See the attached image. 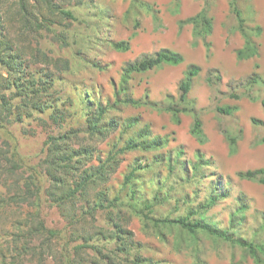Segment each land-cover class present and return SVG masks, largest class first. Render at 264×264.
I'll list each match as a JSON object with an SVG mask.
<instances>
[{
	"label": "rangeland",
	"instance_id": "1",
	"mask_svg": "<svg viewBox=\"0 0 264 264\" xmlns=\"http://www.w3.org/2000/svg\"><path fill=\"white\" fill-rule=\"evenodd\" d=\"M13 1L0 0L10 38L29 46L27 51L38 47L61 62L31 63L28 54L24 71L10 77L8 88L0 79V264H135L137 258L152 264H254L236 244L201 232L189 235L179 227L146 228L135 213L130 221L121 220L132 231L133 243L127 245L129 253L119 251L114 220L103 210L88 211L98 191H106L109 198H122L116 204L126 215L149 200L152 218H201L233 238L264 244V184L237 175L264 168V142H256L259 133L251 122L256 117L264 127V0H234L257 46L255 55L243 59L236 55L244 37L231 0H52L71 10L74 18L36 7L40 21L50 17L52 22L27 34H20V23L10 13ZM204 7L212 30L195 38L192 26H181L180 21ZM256 26L262 28L259 35L252 31ZM120 40L129 42L127 51L113 48L112 42ZM160 48L181 53L184 61L134 73L121 90L125 64ZM62 60L68 61V69L57 68ZM188 64L201 68L187 94L195 114L160 110L178 102V85ZM209 70L218 71L221 80L208 85ZM0 72L7 74L1 63ZM252 72L262 81L243 88ZM231 92L242 94L234 99ZM125 96L143 104L117 105ZM224 105L237 109L232 116H220L216 107ZM98 106L106 108L97 124L108 127L105 134L89 133L87 116L96 118ZM7 110L11 112L5 116ZM195 115L207 136L204 144L190 133ZM221 127L240 136L234 149ZM64 133L70 136L62 146L67 151L87 150L73 156L81 161L78 171L67 174L70 185L110 154L118 160L107 181L90 189L89 201H77L73 207L59 206L48 195L54 184L47 159L49 137ZM132 141L135 148L117 152ZM210 198L214 201L207 204ZM77 244L87 246L74 250ZM258 254L264 260V254Z\"/></svg>",
	"mask_w": 264,
	"mask_h": 264
},
{
	"label": "trees",
	"instance_id": "2",
	"mask_svg": "<svg viewBox=\"0 0 264 264\" xmlns=\"http://www.w3.org/2000/svg\"><path fill=\"white\" fill-rule=\"evenodd\" d=\"M13 9L11 10V15L13 16V20L18 21L20 23V34H27L29 32H36L41 28H47L48 25H45L43 22H52L50 17H44L45 21H41L38 18L37 13H35L34 9L45 8L47 12L52 15L58 14L62 17L74 18V15L71 10L62 8L53 3L52 0H14L12 3ZM230 6L232 12L235 14L238 20V28L242 36L244 37V44L241 48L236 50V55L238 58H249L257 52V46L251 37V33L246 32L244 29V17L242 11L236 6L234 0L230 1ZM190 24L192 26L193 36L200 37L207 35L212 30V18L208 14V9L206 7L202 8L195 15L190 16L184 20L180 21V25ZM262 28L260 26H256L252 29V31L259 35L261 33ZM18 40H12L9 36V29L5 23V20L0 15V63L6 68V75L3 76L0 72V79L2 81L7 82L5 86L8 88L11 85L10 77H13L19 73L24 71V67H22V63L24 60V56L29 54V62L38 63L42 62L47 65L57 66L60 59H53L48 57L46 53H44L40 48L34 47V51H27V48L24 45L19 44ZM112 46L115 50L118 51H127L129 49V42L125 40L113 41ZM184 61V57L181 53L169 49V48H160L153 54L142 55L139 58H136L132 61H129L123 67L122 75L120 78L119 86L121 90H125V84L128 82L130 76L134 73H142L148 70H151L155 67L161 66L163 64L168 65H178ZM63 65L61 67H57L58 69L66 70L68 69V61L62 60ZM200 66L196 64H188L186 70L184 72L183 77L181 78L178 90V102L176 103H168L164 106H160L159 109L163 111L171 112L172 114L177 113H194L195 109L193 104H187V94L192 86V79L197 76L200 72ZM221 80V74L214 70H209L208 74L205 77V81L208 85H213L217 81ZM262 81L261 76L252 72L249 74L245 82L243 83V88H250L252 85L256 83H260ZM22 85H18V87ZM242 93L231 92L230 97L234 99H239ZM249 94V93H248ZM251 98L253 96L249 95ZM184 102L183 105L180 103ZM261 105L264 107V96L260 99ZM130 104L132 106H141L143 103L138 99H133L131 97L125 96L122 100H120L119 104ZM4 104H7L4 102ZM2 107V106H1ZM6 109V107L4 108ZM237 109L236 106L224 105L217 106L216 111L220 116L227 115L232 116L234 111ZM4 111V110H3ZM10 110H7L5 116L10 115ZM106 113V108L102 106L97 107V116L96 118L92 115L87 116V121L90 125L89 133L91 134H105L108 127H99L98 120ZM7 118V117H6ZM253 128L258 129V138L256 140L257 143L264 142V136L261 135L264 132L263 122L256 117L251 119ZM133 121L132 124H134ZM131 124V125H132ZM238 132L241 133L242 129L237 126ZM221 130L225 133L228 144L230 147L234 149L237 140L240 136H234L230 134L225 127H221ZM191 135L197 140L199 144H204L207 140V136L202 128V121L198 116H194L192 124L190 126ZM69 135L64 133L59 136H50L49 137V147L47 159L49 162V173L54 178L53 188L48 192L49 198H51L56 204L65 205L70 203L72 207L75 205L77 201L80 200H88L89 201V191L90 189H94L96 186L104 184L108 177L115 171L118 160L115 158V154H110L103 162H100L93 169H85L82 175H79L76 179H74L73 186L69 184L67 180V174L70 172L75 173L78 171L81 159L77 156L76 160H73L74 154L81 155L87 152V150L81 149H67L62 147L63 144L67 143L69 139ZM143 144V143H142ZM152 145V144H150ZM149 145V146H150ZM137 145L132 142H128L124 147H122L117 152H123L125 150H130L135 148ZM143 147H146L143 145ZM64 148V149H63ZM89 155V154H87ZM86 155V156H87ZM202 163H197L196 166L199 167ZM74 170V171H73ZM55 172H60L61 175H55ZM134 170L128 173L125 176V182H128L130 178L133 176ZM237 175L242 179L247 180H257L260 183L264 184V168H256V169H248L246 171H239ZM25 194V193H23ZM19 198V194L15 193ZM134 192L132 191V197L134 198ZM22 198V197H21ZM214 198H210L207 204H212ZM121 202L122 198L118 195H115L113 198H109L106 194V191H98V197L95 199L94 204L90 207V211L88 213L93 214L96 210L105 211L109 220H114L115 224V239L118 242L116 245V249L119 251H123L129 253L127 245L131 242L132 231L127 230L121 224V220L128 222L131 219L132 213H135L142 221L143 225L146 228L150 226L156 229H172L173 227H179L183 231H185L189 235H195L198 232L204 233L205 235L211 236L215 239H220L231 244H236L242 248H244L254 259V264H264V260L259 256L258 253L264 254V244L255 243L252 240L245 241L238 238H233L227 232V230H221L218 227H215L203 219H195L190 220L187 217H177V218H162L156 219L152 218L150 215L153 212V202L149 200H145L142 202V207L140 209L136 207H131V213L126 215L123 213L116 203ZM118 220V221H117ZM50 232V231H49ZM51 234V232H50ZM130 241V242H129ZM133 243V242H131ZM87 244H77L74 247V250H79L86 247ZM125 248V249H124ZM100 252V250H98ZM105 256V255H104ZM106 255L105 257H107ZM135 264H152L149 263L148 260L142 259H134Z\"/></svg>",
	"mask_w": 264,
	"mask_h": 264
}]
</instances>
